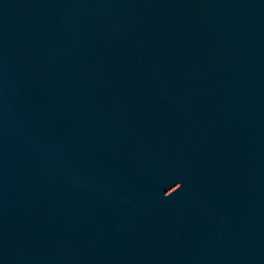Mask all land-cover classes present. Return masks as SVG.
Segmentation results:
<instances>
[{
  "label": "water",
  "instance_id": "water-1",
  "mask_svg": "<svg viewBox=\"0 0 264 264\" xmlns=\"http://www.w3.org/2000/svg\"><path fill=\"white\" fill-rule=\"evenodd\" d=\"M0 264H264V0H0Z\"/></svg>",
  "mask_w": 264,
  "mask_h": 264
}]
</instances>
